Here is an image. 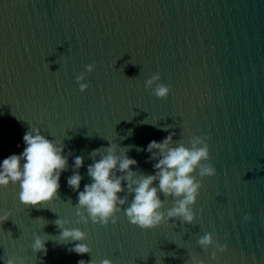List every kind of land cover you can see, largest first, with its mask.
Here are the masks:
<instances>
[{"label":"water","instance_id":"obj_1","mask_svg":"<svg viewBox=\"0 0 264 264\" xmlns=\"http://www.w3.org/2000/svg\"><path fill=\"white\" fill-rule=\"evenodd\" d=\"M93 63L82 93L75 77ZM156 73L171 85L166 99L144 87ZM29 125L73 155L59 197L44 206L21 204L18 183L0 188V215L11 213L0 223V264L11 256L25 264H264V0H0V162L23 152ZM169 132L173 146L209 138L216 174L201 182L193 223L141 230L127 205L115 225L76 222L77 193L67 186L76 155L84 157L79 191L101 146L154 174L142 149ZM57 219L86 233L89 254L69 252L76 242L59 241ZM206 232L227 245L216 259L197 243ZM36 235L46 255L33 253Z\"/></svg>","mask_w":264,"mask_h":264},{"label":"clouds","instance_id":"obj_2","mask_svg":"<svg viewBox=\"0 0 264 264\" xmlns=\"http://www.w3.org/2000/svg\"><path fill=\"white\" fill-rule=\"evenodd\" d=\"M95 63L85 65V71L75 77L80 92H85L89 84L85 82L86 74L92 73ZM158 73L145 81L144 87L152 89V95L157 99H166L171 85L158 83ZM169 127L163 126L159 130L168 132ZM175 132L169 134L160 142L152 140L146 148L148 161L152 164L154 174H143L133 171L137 161L130 158L127 152L117 155L113 145L101 146L90 153L92 163L87 166V175L91 183L85 184L83 191H79L83 176L79 169L84 166V157L76 155L72 164V174L67 178V186L77 193L76 215L77 223L107 226L115 225L122 207L128 222L141 230H150L161 224L178 222L180 226L191 224L196 218L193 206L199 196L202 180L216 174L215 167L208 163L210 160L207 136H191L188 147L177 141L173 146ZM25 147L19 155L12 154L0 162V188H6L10 183L19 184L18 198L24 206H44L58 198L59 180L62 172L69 170L68 158L73 155L70 150L65 154L66 145L57 144L53 139H47L41 134V129L29 125L23 136ZM141 149H138V151ZM99 157V159H96ZM146 161V162H148ZM197 176L199 179H197ZM119 193H125L123 196ZM171 197L173 204L165 209L164 199ZM131 197V199H129ZM83 210V211H82ZM86 213V215H85ZM10 212L0 215V223L7 221ZM244 220H251L245 215ZM68 221L57 219L54 224L59 229L60 242H76L69 248V252L77 255L90 253L86 233L79 228H66ZM45 241L39 235L34 237L31 245L33 253L47 254ZM205 252L211 246L214 251L211 259H216L218 253L227 250V245H221L213 238L212 233H205L197 241ZM4 264H25L23 258L11 256ZM78 264H86L79 260ZM87 264H92L88 261ZM99 264H112L109 259L99 261ZM185 264H203L202 260L192 257Z\"/></svg>","mask_w":264,"mask_h":264}]
</instances>
